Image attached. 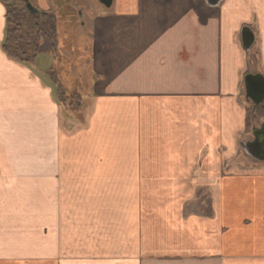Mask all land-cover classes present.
Instances as JSON below:
<instances>
[{"label":"crops","instance_id":"crops-1","mask_svg":"<svg viewBox=\"0 0 264 264\" xmlns=\"http://www.w3.org/2000/svg\"><path fill=\"white\" fill-rule=\"evenodd\" d=\"M30 1L81 19L91 77L65 106L3 49L0 0V264H264V162L241 148L264 0Z\"/></svg>","mask_w":264,"mask_h":264},{"label":"rangeland","instance_id":"rangeland-1","mask_svg":"<svg viewBox=\"0 0 264 264\" xmlns=\"http://www.w3.org/2000/svg\"><path fill=\"white\" fill-rule=\"evenodd\" d=\"M7 2L13 7L10 17L13 21L12 27L16 29L15 42L8 45V53L18 55L19 57H15L17 60L32 63L40 73L52 74L57 82L58 99L67 107H78L80 98L76 94L79 92L76 88L80 86V91L86 93L84 88L87 78L91 77L88 57H93L91 36L81 27V19L42 17L29 12L21 0ZM72 46L77 50L71 49ZM46 47H51L52 54L48 55L49 59L45 54L40 55ZM76 58L83 64L71 66ZM43 59L49 63L42 62ZM49 65L52 66L51 72H47ZM64 83L71 86L66 87Z\"/></svg>","mask_w":264,"mask_h":264},{"label":"water","instance_id":"water-1","mask_svg":"<svg viewBox=\"0 0 264 264\" xmlns=\"http://www.w3.org/2000/svg\"><path fill=\"white\" fill-rule=\"evenodd\" d=\"M30 12L35 9L29 0H23ZM106 5H111L112 0H101ZM218 0H210V4H217ZM243 44L249 49L255 42L254 33L249 28L242 32ZM245 93L248 100H252L255 106L264 102V75L261 73H248L244 77ZM254 140L241 143L245 153L257 161L264 162V124L261 127L253 128Z\"/></svg>","mask_w":264,"mask_h":264},{"label":"trees","instance_id":"trees-1","mask_svg":"<svg viewBox=\"0 0 264 264\" xmlns=\"http://www.w3.org/2000/svg\"><path fill=\"white\" fill-rule=\"evenodd\" d=\"M23 3V2H22ZM25 5V3H23ZM6 7H7V15H6V21H7V29H6V37L5 40L3 42V49L5 50V52L12 58L15 57H19L18 55H15L14 53L10 52L11 54L8 53L9 49H8V45L9 44H13L15 42V34H16V29H13L12 25H13V21L11 19L10 16H12V6L11 4H9L8 2L6 3ZM26 8V6H25ZM16 9V7H15ZM16 59V58H15ZM23 61V60H22ZM52 71V70H51ZM264 102L258 106L257 108L260 109V115L264 116ZM251 126L250 121L248 120L247 123V128L249 129Z\"/></svg>","mask_w":264,"mask_h":264},{"label":"flooded vegetation","instance_id":"flooded-vegetation-1","mask_svg":"<svg viewBox=\"0 0 264 264\" xmlns=\"http://www.w3.org/2000/svg\"><path fill=\"white\" fill-rule=\"evenodd\" d=\"M38 14V13H37Z\"/></svg>","mask_w":264,"mask_h":264}]
</instances>
